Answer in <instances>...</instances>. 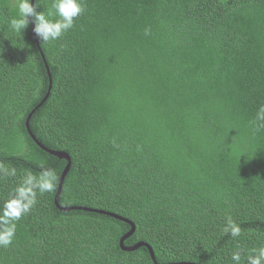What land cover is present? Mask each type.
<instances>
[{
	"label": "trees",
	"instance_id": "16d2710c",
	"mask_svg": "<svg viewBox=\"0 0 264 264\" xmlns=\"http://www.w3.org/2000/svg\"><path fill=\"white\" fill-rule=\"evenodd\" d=\"M0 0V264H155L56 206L26 119L49 77ZM31 118L59 204L159 264H264V0H35Z\"/></svg>",
	"mask_w": 264,
	"mask_h": 264
},
{
	"label": "water",
	"instance_id": "95a60500",
	"mask_svg": "<svg viewBox=\"0 0 264 264\" xmlns=\"http://www.w3.org/2000/svg\"><path fill=\"white\" fill-rule=\"evenodd\" d=\"M34 3H35V0H30V3H29V23H30V27H31V31H32V34L34 36V39L38 45V48H39V51L41 53V56L44 60V63H45V66L47 68V72H48V77H49V86H48V90L44 96V98L42 99V101L30 112V114L28 115L27 119H26V128H27V131L29 133V135L31 136V138L45 151L51 153V154H54L62 159H66L68 161L65 169L63 170L62 172V175L60 176V181H59V185H58V189H57V193H56V196H55V204L58 208L60 209H63V210H70V209H83V210H90V211H94V212H100V213H104V214H107V215H110V216H113L117 219H120L126 223H128L130 226H132V229L127 232L125 235H123L120 239V247L125 250V251H134L138 248H140L141 246H146L150 252V255H151V258L152 260L154 261L155 264H159L157 262V259H156V256H155V253H154V250L153 248L151 247V245H149L148 243H145V242H139V243H136L132 246H126L124 244V241L130 237L135 229H136V226H135V223L130 220L129 218H126V217H123L121 215H118V214H115V213H112V212H108V211H104V210H98V209H94V208H88V207H65V206H61L59 204V198H60V194L62 192V186H63V183H64V180H65V177L66 175L68 174L70 168H71V165H72V161H71V157L70 155L65 152V151H60V150H54V149H51V148H48L46 147L44 144H42L38 138L36 137V135L34 134V132L32 131L31 129V125H30V121H31V118L32 116L34 115V113L47 101L48 97L50 96L51 94V91H52V87H53V79H52V75H51V72H50V68L48 66V63L46 61V58H45V55L40 47V43H39V40H38V37H37V34H36V31H35V27H34V21H33V8H34Z\"/></svg>",
	"mask_w": 264,
	"mask_h": 264
}]
</instances>
